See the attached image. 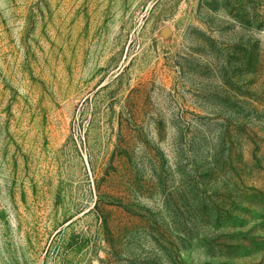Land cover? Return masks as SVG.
<instances>
[{"label": "rangeland", "instance_id": "obj_1", "mask_svg": "<svg viewBox=\"0 0 264 264\" xmlns=\"http://www.w3.org/2000/svg\"><path fill=\"white\" fill-rule=\"evenodd\" d=\"M0 264H264V0H0Z\"/></svg>", "mask_w": 264, "mask_h": 264}]
</instances>
